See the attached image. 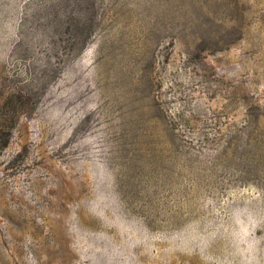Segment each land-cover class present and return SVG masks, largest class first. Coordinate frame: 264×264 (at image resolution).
Here are the masks:
<instances>
[{"label":"rangeland","instance_id":"rangeland-1","mask_svg":"<svg viewBox=\"0 0 264 264\" xmlns=\"http://www.w3.org/2000/svg\"><path fill=\"white\" fill-rule=\"evenodd\" d=\"M0 264H264V0H0Z\"/></svg>","mask_w":264,"mask_h":264}]
</instances>
